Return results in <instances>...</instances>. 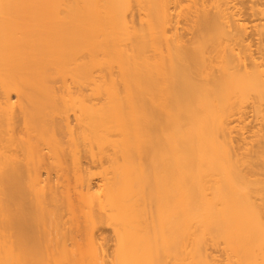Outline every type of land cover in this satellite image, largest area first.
I'll return each instance as SVG.
<instances>
[{
  "label": "bare ground",
  "instance_id": "6f19581e",
  "mask_svg": "<svg viewBox=\"0 0 264 264\" xmlns=\"http://www.w3.org/2000/svg\"><path fill=\"white\" fill-rule=\"evenodd\" d=\"M0 264H264V0H0Z\"/></svg>",
  "mask_w": 264,
  "mask_h": 264
},
{
  "label": "rangeland",
  "instance_id": "374dc122",
  "mask_svg": "<svg viewBox=\"0 0 264 264\" xmlns=\"http://www.w3.org/2000/svg\"><path fill=\"white\" fill-rule=\"evenodd\" d=\"M96 182H97V180L94 181V183H96ZM99 233H102L103 237L109 235L106 229L100 230Z\"/></svg>",
  "mask_w": 264,
  "mask_h": 264
}]
</instances>
